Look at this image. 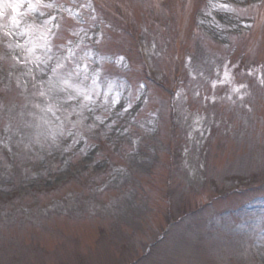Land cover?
Segmentation results:
<instances>
[{"label":"rangeland","instance_id":"374dc122","mask_svg":"<svg viewBox=\"0 0 264 264\" xmlns=\"http://www.w3.org/2000/svg\"><path fill=\"white\" fill-rule=\"evenodd\" d=\"M55 1L0 7V264H264V0Z\"/></svg>","mask_w":264,"mask_h":264},{"label":"snow or ice","instance_id":"6c2138e0","mask_svg":"<svg viewBox=\"0 0 264 264\" xmlns=\"http://www.w3.org/2000/svg\"><path fill=\"white\" fill-rule=\"evenodd\" d=\"M0 7L12 8V10L15 12L17 10V8L19 7V4L9 3V2H7V0H0ZM212 7L223 8L224 10H226L228 12H235L234 7L229 5V4L214 3V4H212ZM0 15H3V12H0ZM17 23H18V21H17ZM246 26L250 27L251 25H246ZM249 74H251V73H249ZM228 75L229 74L226 72L225 77H227ZM261 83H264V80H261ZM241 87H245V86L241 85ZM234 91H239V89H234ZM40 95L43 96L44 93H41ZM37 107H39V106H37ZM48 110L51 111V108H49Z\"/></svg>","mask_w":264,"mask_h":264},{"label":"trees","instance_id":"16d2710c","mask_svg":"<svg viewBox=\"0 0 264 264\" xmlns=\"http://www.w3.org/2000/svg\"><path fill=\"white\" fill-rule=\"evenodd\" d=\"M89 20H90V19H89ZM172 133H173V132H172ZM170 149H171V148H170V144L167 143V144H166V152H167V151H168V152L171 151Z\"/></svg>","mask_w":264,"mask_h":264},{"label":"bare ground","instance_id":"6f19581e","mask_svg":"<svg viewBox=\"0 0 264 264\" xmlns=\"http://www.w3.org/2000/svg\"><path fill=\"white\" fill-rule=\"evenodd\" d=\"M215 3H218L217 1H219V0H213Z\"/></svg>","mask_w":264,"mask_h":264}]
</instances>
